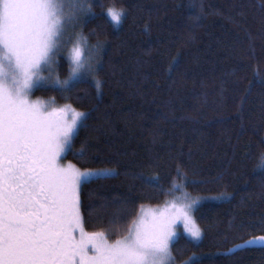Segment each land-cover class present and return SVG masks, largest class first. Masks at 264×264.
I'll use <instances>...</instances> for the list:
<instances>
[{
    "label": "trees",
    "instance_id": "trees-1",
    "mask_svg": "<svg viewBox=\"0 0 264 264\" xmlns=\"http://www.w3.org/2000/svg\"><path fill=\"white\" fill-rule=\"evenodd\" d=\"M71 1L76 34L104 46L101 87L33 95L88 114L64 161L112 172L81 186L85 230L113 242L141 207L186 192L202 237L180 235L175 264H264L262 246L229 252L264 237V0ZM109 8L126 14L119 25Z\"/></svg>",
    "mask_w": 264,
    "mask_h": 264
},
{
    "label": "snow or ice",
    "instance_id": "snow-or-ice-1",
    "mask_svg": "<svg viewBox=\"0 0 264 264\" xmlns=\"http://www.w3.org/2000/svg\"><path fill=\"white\" fill-rule=\"evenodd\" d=\"M86 9L81 16L91 13L90 5ZM107 15L119 25L126 14L109 8ZM67 30L62 0H0V264H175L176 225L201 238L193 218L197 201L170 202L150 221H133L127 235L111 243L104 232L85 230L80 186L94 174L60 161L88 114L70 105L49 110L29 99L33 88L45 85L61 92L89 81L101 87L104 46L85 47L82 34L70 49L68 79L42 75Z\"/></svg>",
    "mask_w": 264,
    "mask_h": 264
},
{
    "label": "rangeland",
    "instance_id": "rangeland-1",
    "mask_svg": "<svg viewBox=\"0 0 264 264\" xmlns=\"http://www.w3.org/2000/svg\"><path fill=\"white\" fill-rule=\"evenodd\" d=\"M62 3H63V13H64V16L66 17L67 23H68V30H67V33H66V35H65V37L63 39V44H62V47H61V51L58 53L57 57L53 60V63L51 65V67L47 71H44L42 73L43 76H45V77H47V78H49L51 80H55V79L59 78L58 75H57V67H58V61H59V57L60 56H63L65 58L67 57L68 64H70V58H69L70 49L75 43H77V41H78V39L80 37V34H78V35L76 34V29H75L77 27L78 23H74L75 18L79 15L77 13V10H78L77 9L78 8L77 4L75 2H73V1H71V0H62ZM84 46L87 47V44L84 43ZM69 72H70V68H69ZM48 86H50V85H45L43 87H48ZM38 88H40V87H35V88L32 89V92H31L30 97H29V99L32 102H39V103H43V104H46V105H50L49 110L64 108V106L59 107V106L55 105V103L53 101L43 100V99L34 97L33 93ZM71 109L75 110L72 107H71ZM76 112H78V111H76ZM70 116H71V113H69V118H70ZM74 136H75V134H74ZM68 150H66V152ZM66 152L61 157V161H60L63 166H67V165L70 164V163L64 161V157H65ZM78 170H80V169H78ZM80 171H83V170H80ZM88 171L92 172L94 175L91 176V177H88L86 180L82 181L81 186L85 182L90 181L92 179H96V178H100V177H104V176H108V175L112 174V172L109 171V170H88ZM95 174H98V175H95ZM81 186H80V190H81ZM192 201H197L196 207L200 203V200L198 198L192 197L186 192H182V193L180 192L179 194H177L175 199L170 200V201H168L167 203H165V204H163L161 206H157V207L143 206V207H141L136 220H138L141 217H143L146 221H150L151 220V215L153 213H159L170 202L188 203V202H192ZM193 218H194V212H193ZM194 220H195V218H194ZM180 235H184V236H186L187 238L191 239L194 242H198L201 239L200 238L199 240H193L189 236V234L183 230V224L182 223H178L176 225V236L173 237V243L176 241V239ZM123 237H121V238H123ZM201 237H202V235H201ZM259 238L260 237L249 240V241H254L251 244H249L248 241L243 243V244H240V245H238L239 247L236 246V247L232 248L229 252H233V251H236L238 249L245 248V247H251V246H262V247H264V241H261ZM109 242L111 243V241H109ZM173 243H172V245H173Z\"/></svg>",
    "mask_w": 264,
    "mask_h": 264
}]
</instances>
